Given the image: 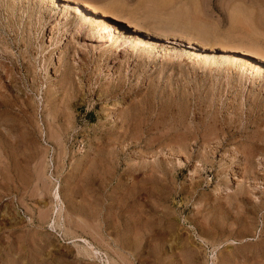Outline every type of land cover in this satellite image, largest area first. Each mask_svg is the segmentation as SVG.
<instances>
[{
  "label": "rangeland",
  "instance_id": "rangeland-1",
  "mask_svg": "<svg viewBox=\"0 0 264 264\" xmlns=\"http://www.w3.org/2000/svg\"><path fill=\"white\" fill-rule=\"evenodd\" d=\"M79 1L161 37L0 0V264H264V0Z\"/></svg>",
  "mask_w": 264,
  "mask_h": 264
},
{
  "label": "bare ground",
  "instance_id": "bare-ground-1",
  "mask_svg": "<svg viewBox=\"0 0 264 264\" xmlns=\"http://www.w3.org/2000/svg\"><path fill=\"white\" fill-rule=\"evenodd\" d=\"M66 1H71V0H66ZM76 4V7L77 8H87L89 10V12H91L93 15H100L104 18H110L114 21H121V23H123L122 21H125L124 18H121L120 16L116 15V14H113V12H109L107 9L105 10V8L103 9V7H98V6H95V5H90V4H87L85 2H81L79 0H73ZM70 4V3H69ZM86 9V10H87ZM126 24L128 27H132L134 30H136V32L138 31L139 33H143L144 35H146L147 37L151 38V39H160L161 36H159L158 34H155L154 32H151L149 29H147L145 26H143L142 24L140 23H137V22H134V21H131V20H127L126 19ZM135 32V31H134ZM163 40H165L163 38ZM167 40V39H166ZM172 40V39H171ZM199 43V42H198ZM201 43H204V42H201ZM201 45V44H200ZM214 46V45H213ZM210 45H202L201 47L204 49V50H210L212 51L214 49V47ZM252 47V46H251ZM221 48V47H220ZM241 49V48H240ZM222 52L224 53H228L229 50H226L225 48H222L221 49ZM233 52H236V51H233ZM250 56H252L253 58L255 59H259L261 62H264V53L262 51H260L259 49L257 48H246L245 50L243 51H239V53L241 55H247L248 53ZM230 54V53H229ZM251 57V58H252ZM88 250V249H87Z\"/></svg>",
  "mask_w": 264,
  "mask_h": 264
}]
</instances>
